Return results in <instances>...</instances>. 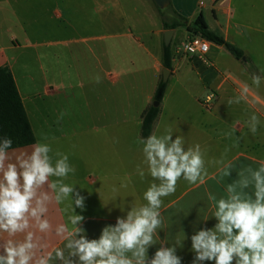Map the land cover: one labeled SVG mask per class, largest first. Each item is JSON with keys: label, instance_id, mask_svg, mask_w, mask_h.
<instances>
[{"label": "crops", "instance_id": "1", "mask_svg": "<svg viewBox=\"0 0 264 264\" xmlns=\"http://www.w3.org/2000/svg\"><path fill=\"white\" fill-rule=\"evenodd\" d=\"M171 4L189 21L202 14L211 30L244 53L238 61L211 44L205 60L191 58L178 52L191 37L185 29L173 30L172 71L153 133L163 135L171 129L173 138L183 137L186 149L199 144L207 175L197 184L180 179L175 194L162 198V225L148 255L151 258L163 242L177 248L181 264H192L191 235L217 223L209 193L226 198L227 186L240 178V171L264 164V0ZM156 15L149 0H0V69L12 73L36 142L49 143L53 153L69 156L75 172L65 183L86 198L84 210L75 211L84 216L80 226L89 239H98L105 226L115 227L118 218L126 219L132 206L146 204L143 193L153 182L138 141L142 116L154 105L164 69L162 21L155 32L149 30ZM133 29L149 37V46L140 44ZM246 47H253V54ZM145 56L149 66L143 64ZM253 74L261 77L259 87L252 83ZM245 85L246 99L229 104ZM210 92L218 96L211 111L224 107L228 118L238 113L246 124H230L215 114L207 118L204 112L211 111H204L202 102ZM252 115L259 121L254 134L249 128ZM229 164L231 174L225 176ZM244 191L251 194L254 188ZM70 203L49 205L53 230L37 233L47 243L46 251L66 243L54 229L61 223L72 228L67 219L75 214ZM15 238L23 239V234ZM6 239L7 234L0 233V243Z\"/></svg>", "mask_w": 264, "mask_h": 264}, {"label": "clouds", "instance_id": "2", "mask_svg": "<svg viewBox=\"0 0 264 264\" xmlns=\"http://www.w3.org/2000/svg\"><path fill=\"white\" fill-rule=\"evenodd\" d=\"M95 80L99 83L100 76ZM252 83L259 87L261 77L253 74ZM248 92L245 85L240 96L228 103H239ZM258 123L252 115L249 128L253 134ZM138 143L142 145L143 163L153 178L143 193L146 204L132 206L126 219L118 218L115 227L105 226L98 239H89L80 226L84 216L75 211L84 210L86 198L65 183L75 172L69 156L53 153L51 145L41 141L34 143L30 151L10 154L12 138L0 139V233L8 236L0 243V264H181L175 246L162 242L151 258L148 252L162 225V198L175 194L180 179L189 184L204 182L207 170L200 145L186 149L183 137L173 138L171 129L163 135L152 133ZM231 167L225 166V176L231 174ZM138 172L143 178L144 171L139 166ZM238 175L240 178L227 186L226 198L217 199L209 193L208 199L215 203L213 217L217 223L191 235V251L195 254L192 264H264V164L255 170L249 166ZM52 177L56 179L50 180ZM250 186L254 188L251 194L244 191ZM67 200L75 213L67 217L72 228L61 223L54 229L66 243L54 252L46 251L48 245L37 233L53 230L47 218L49 205ZM18 234H23V239H16Z\"/></svg>", "mask_w": 264, "mask_h": 264}, {"label": "trees", "instance_id": "3", "mask_svg": "<svg viewBox=\"0 0 264 264\" xmlns=\"http://www.w3.org/2000/svg\"><path fill=\"white\" fill-rule=\"evenodd\" d=\"M154 6L160 13L163 29L165 31L179 28L185 29L191 38L201 37L211 44L223 47L236 60L243 61V51L211 30L202 14L195 20L189 21L187 18L178 14L172 4L165 10L159 9L155 4ZM172 59V44L166 47L163 43L162 65L164 69L172 71ZM167 87L168 81L164 82L162 75L154 94V103H159V106L155 107L151 105L144 112L142 116L143 124L141 138H146L153 133L156 121L161 112L160 105L166 94ZM3 137H10L13 140L12 148L9 150L32 146L36 143L34 131L28 119L12 73L8 68L0 69V139Z\"/></svg>", "mask_w": 264, "mask_h": 264}, {"label": "rangeland", "instance_id": "4", "mask_svg": "<svg viewBox=\"0 0 264 264\" xmlns=\"http://www.w3.org/2000/svg\"><path fill=\"white\" fill-rule=\"evenodd\" d=\"M150 1V3L154 6V4H153V2H152V0H149ZM132 3H135L134 1L132 2ZM137 6L139 7V9H140V12H143V7H141L140 5H139V3H137ZM154 9H155V11L158 13V16H159V18H158V16L156 15V21H153V24H152V28H149V30L152 32H155V30L156 29H158L159 28V26H160V23H161V16H160V13L157 11V9H156V7L154 6ZM141 29H133V35L135 36V38L136 39H138L139 40V42H140V44H143V45H145V47L146 46H149V37H147V36H145L141 31H140ZM125 32V31H124ZM149 36V35H148ZM159 41L161 42H163L164 41V34L161 36V37H159ZM246 49L247 50H249L250 51V54H253V51H254V48L253 47H246ZM142 52L143 51H141V54H142ZM252 60H254L253 58H252ZM256 60H259V59H256ZM143 61H144V66H149V61H148V59H147V56H145V58L143 59ZM207 95V94H206ZM206 95L204 96V98H203V101L205 100V98H206ZM223 107V106H222ZM205 111V110H204ZM226 110H224V107L223 108H221V107H216L213 111H211V112H208V113H206V112H204V115L208 118V117H210V115H212V114H215V115H217V116H221V118L222 119H226V120H224L225 122H229L230 124H237V125H245L246 123H245V121H244V119L241 117V115L240 114H238V113H234L235 114V116L236 117H227V115L228 114H230L229 112H228V114L225 112ZM223 116V117H222Z\"/></svg>", "mask_w": 264, "mask_h": 264}, {"label": "built area", "instance_id": "5", "mask_svg": "<svg viewBox=\"0 0 264 264\" xmlns=\"http://www.w3.org/2000/svg\"><path fill=\"white\" fill-rule=\"evenodd\" d=\"M211 43L201 37L189 38L185 43L181 45L178 52H182L191 58H198L199 60H205L206 55L210 51ZM206 48V50H205ZM218 96L214 92H210L205 100L202 102V107L205 111H211Z\"/></svg>", "mask_w": 264, "mask_h": 264}, {"label": "water", "instance_id": "6", "mask_svg": "<svg viewBox=\"0 0 264 264\" xmlns=\"http://www.w3.org/2000/svg\"><path fill=\"white\" fill-rule=\"evenodd\" d=\"M152 1L161 10L167 9L171 4V0H152ZM173 35H174L173 30H168V31L164 32V44L166 47L170 46ZM162 74H163V81L167 82L168 78H169L170 71L167 69H163ZM154 106L158 107L159 103H154Z\"/></svg>", "mask_w": 264, "mask_h": 264}]
</instances>
